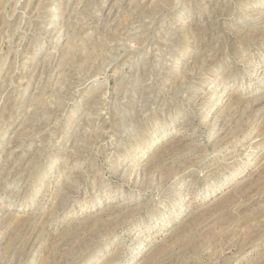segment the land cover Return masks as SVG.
<instances>
[{"label":"rangeland","instance_id":"obj_1","mask_svg":"<svg viewBox=\"0 0 264 264\" xmlns=\"http://www.w3.org/2000/svg\"><path fill=\"white\" fill-rule=\"evenodd\" d=\"M0 264H264V0H0Z\"/></svg>","mask_w":264,"mask_h":264},{"label":"bare ground","instance_id":"obj_2","mask_svg":"<svg viewBox=\"0 0 264 264\" xmlns=\"http://www.w3.org/2000/svg\"><path fill=\"white\" fill-rule=\"evenodd\" d=\"M216 104V103H215Z\"/></svg>","mask_w":264,"mask_h":264}]
</instances>
